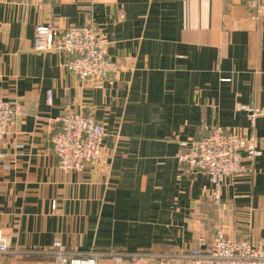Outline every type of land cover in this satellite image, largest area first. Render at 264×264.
I'll list each match as a JSON object with an SVG mask.
<instances>
[{
    "label": "crops",
    "instance_id": "crops-1",
    "mask_svg": "<svg viewBox=\"0 0 264 264\" xmlns=\"http://www.w3.org/2000/svg\"><path fill=\"white\" fill-rule=\"evenodd\" d=\"M263 4L0 0V96L16 106L0 138V238L13 249L0 264H58L46 251L56 240L191 264L186 253L219 224L230 237L264 239V114L253 126L242 108L264 107ZM41 23H96L120 69L81 79L64 52L35 49ZM68 111L92 113L106 130L82 170L59 167L51 141ZM218 125L255 134L262 150L252 173L225 176L221 207L208 175L178 157Z\"/></svg>",
    "mask_w": 264,
    "mask_h": 264
},
{
    "label": "built area",
    "instance_id": "built-area-1",
    "mask_svg": "<svg viewBox=\"0 0 264 264\" xmlns=\"http://www.w3.org/2000/svg\"><path fill=\"white\" fill-rule=\"evenodd\" d=\"M260 11L264 13V4ZM34 46L39 51L56 48L64 52L67 67L84 80L110 78L121 67L109 55L107 40L96 23L70 24L59 31L53 23L38 24ZM242 108L249 112L253 126L257 116L264 114V107L243 104ZM15 113V104L0 96V138L7 132ZM60 121L61 127L51 135L58 165L66 171L82 170L87 162L100 155L105 127L92 113L68 111L60 117ZM261 154L255 134L225 131L218 125L209 135L186 143L178 157L208 175L211 184L205 188L221 207L225 176L252 173ZM11 250L10 243L0 238V252ZM46 251L55 256L58 264H98L104 256L112 257L115 264H124L126 260L139 264L156 260L158 264H167L157 253L148 250H75L68 248L61 240L54 241ZM186 255L191 264H264V239L233 238L219 224L211 242L192 248Z\"/></svg>",
    "mask_w": 264,
    "mask_h": 264
}]
</instances>
